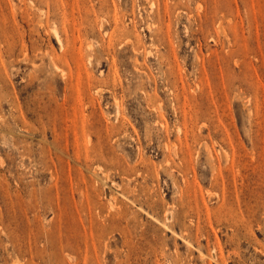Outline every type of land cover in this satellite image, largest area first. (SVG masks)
I'll use <instances>...</instances> for the list:
<instances>
[{
  "label": "rangeland",
  "instance_id": "374dc122",
  "mask_svg": "<svg viewBox=\"0 0 264 264\" xmlns=\"http://www.w3.org/2000/svg\"><path fill=\"white\" fill-rule=\"evenodd\" d=\"M0 264H264V0H0Z\"/></svg>",
  "mask_w": 264,
  "mask_h": 264
}]
</instances>
